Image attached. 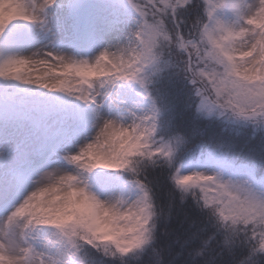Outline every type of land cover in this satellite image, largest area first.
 I'll return each instance as SVG.
<instances>
[{
	"label": "snow or ice",
	"instance_id": "obj_1",
	"mask_svg": "<svg viewBox=\"0 0 264 264\" xmlns=\"http://www.w3.org/2000/svg\"><path fill=\"white\" fill-rule=\"evenodd\" d=\"M0 264H264V0H0Z\"/></svg>",
	"mask_w": 264,
	"mask_h": 264
}]
</instances>
